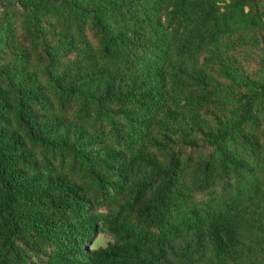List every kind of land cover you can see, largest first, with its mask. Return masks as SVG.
I'll return each instance as SVG.
<instances>
[{
	"label": "trees",
	"instance_id": "trees-1",
	"mask_svg": "<svg viewBox=\"0 0 264 264\" xmlns=\"http://www.w3.org/2000/svg\"><path fill=\"white\" fill-rule=\"evenodd\" d=\"M0 264H264V0H0Z\"/></svg>",
	"mask_w": 264,
	"mask_h": 264
},
{
	"label": "rangeland",
	"instance_id": "rangeland-1",
	"mask_svg": "<svg viewBox=\"0 0 264 264\" xmlns=\"http://www.w3.org/2000/svg\"><path fill=\"white\" fill-rule=\"evenodd\" d=\"M108 240H109V237L107 235L98 234L92 241L91 248H95L98 246H104Z\"/></svg>",
	"mask_w": 264,
	"mask_h": 264
}]
</instances>
